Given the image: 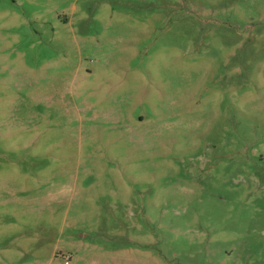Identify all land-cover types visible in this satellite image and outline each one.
Wrapping results in <instances>:
<instances>
[{
    "label": "rangeland",
    "instance_id": "374dc122",
    "mask_svg": "<svg viewBox=\"0 0 264 264\" xmlns=\"http://www.w3.org/2000/svg\"><path fill=\"white\" fill-rule=\"evenodd\" d=\"M264 264V0H0V264Z\"/></svg>",
    "mask_w": 264,
    "mask_h": 264
},
{
    "label": "built area",
    "instance_id": "2783aa9c",
    "mask_svg": "<svg viewBox=\"0 0 264 264\" xmlns=\"http://www.w3.org/2000/svg\"><path fill=\"white\" fill-rule=\"evenodd\" d=\"M66 264H68V263L66 262Z\"/></svg>",
    "mask_w": 264,
    "mask_h": 264
}]
</instances>
